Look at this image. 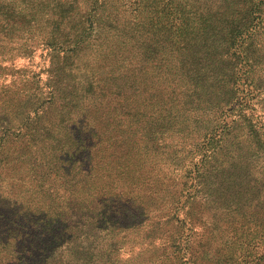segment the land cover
Masks as SVG:
<instances>
[{
  "label": "trees",
  "instance_id": "trees-1",
  "mask_svg": "<svg viewBox=\"0 0 264 264\" xmlns=\"http://www.w3.org/2000/svg\"><path fill=\"white\" fill-rule=\"evenodd\" d=\"M82 1L0 0V107L31 102L39 75L21 61L42 49L87 82L97 130L80 160L87 180L54 189L8 179L42 142L16 118L0 126V264H264V0ZM149 94L177 120L159 141L191 157L155 163L142 182L111 175L106 126L119 141L153 110ZM173 149L163 153L181 160Z\"/></svg>",
  "mask_w": 264,
  "mask_h": 264
},
{
  "label": "rangeland",
  "instance_id": "rangeland-1",
  "mask_svg": "<svg viewBox=\"0 0 264 264\" xmlns=\"http://www.w3.org/2000/svg\"><path fill=\"white\" fill-rule=\"evenodd\" d=\"M82 3L83 6H81L84 10V8H87L86 0H83ZM39 26H43L42 21ZM88 54L89 51L85 52V54H82L84 56L82 58L85 59ZM54 62L56 64L51 66L50 59L43 55L42 49L37 50L33 65H31L30 59L23 58L21 61L22 66H26L29 70L33 69V76L39 75L33 80L39 82L38 85H41V88L32 91L34 96L28 104L13 103L12 106L3 104L0 107L1 127H8L9 117L16 118L19 129L33 132L36 139L42 142V146L34 148L29 157L20 158V161L23 162H20V165L17 164L16 168H13L14 171L10 166H6L5 174L8 175V179L25 177V179H30V183L32 178L43 177V180L47 183L45 185L54 189L63 185L76 188L87 180L86 174L80 168V160L90 158L86 150L85 140L97 133L95 129L96 119L94 118L96 114L93 111L95 110L94 101L88 99L86 94L87 82L82 78L70 76H67L69 77L67 78L65 75L58 73L64 71L63 68L66 64L63 60L57 61L56 59ZM53 70L56 72H53ZM21 73L16 74L15 79L20 78ZM46 84L47 86H45ZM139 87V80L118 82L120 90L129 89L136 93ZM42 90H44L43 93ZM6 95L9 94L4 90L3 93H0V102H3ZM147 98L153 104V110L146 109L145 113H136L134 117L131 116L130 126H128L126 132L122 133L119 141L115 142L112 139L111 135L114 133L112 124L106 126L108 134L106 138L102 135L99 148L110 150L113 147L114 152L118 154V161L110 164L109 167H105L111 175L129 177L135 182H142L145 174L151 170L155 163L166 162L167 158H171V160H168L170 162H188V158L191 157L188 147H178L180 145L178 143L163 145L159 141L162 133L169 126L174 125L177 120L163 117L161 111V113H158L161 110L159 106L163 103L161 98L151 94ZM140 103L142 102L137 104L142 106ZM149 112L156 114L151 115ZM14 129L12 128L8 133L9 136ZM143 136L149 138L146 145L142 143ZM9 145L6 143L3 149L6 156L9 154V150L6 151ZM174 147L179 149L178 155L181 160L163 153L164 150L174 151ZM104 162L105 160L101 161L98 166L104 168ZM28 168L30 171H28ZM89 180L94 184L98 182V179ZM15 183L17 187L18 182ZM9 189L10 186L6 185L4 190L9 192ZM185 215V212L181 213L182 217ZM232 261L231 258L224 256L216 263L231 264Z\"/></svg>",
  "mask_w": 264,
  "mask_h": 264
}]
</instances>
